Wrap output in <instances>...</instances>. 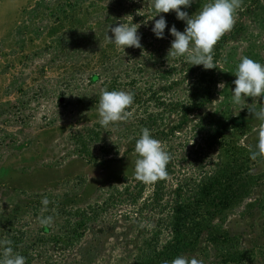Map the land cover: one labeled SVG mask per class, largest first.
Here are the masks:
<instances>
[{"label": "rangeland", "instance_id": "1", "mask_svg": "<svg viewBox=\"0 0 264 264\" xmlns=\"http://www.w3.org/2000/svg\"><path fill=\"white\" fill-rule=\"evenodd\" d=\"M208 2L193 0L182 10L192 15ZM150 13L151 0H0V241L13 247L18 239L31 264H137L156 233L161 250L171 239L167 221L177 186L188 199L201 178L228 162L222 136L245 164L237 179L246 192L212 221L233 240L215 245L205 233L184 256L222 264L223 253L246 252L233 264H264V157L250 158L261 122L248 111L264 98L235 105L231 93L242 57L264 63V0H241L233 28L215 45L213 69L168 56L174 38L167 29L165 39L154 37ZM162 15L169 27L184 30L174 12ZM121 22L139 27L142 48L117 52L108 42L110 26ZM204 70L213 78L211 95L184 116ZM108 88L137 93L140 101L130 107L131 117L105 128L97 110ZM172 104L180 106L173 110ZM242 115L248 120L236 127ZM150 119L155 123L148 125ZM143 128L170 154L161 198L154 193L159 180L146 184L134 174ZM89 129L99 134L97 141L89 139ZM130 182L144 188L136 202L116 191ZM77 211L89 218L79 239ZM48 216L52 222L41 223Z\"/></svg>", "mask_w": 264, "mask_h": 264}, {"label": "clouds", "instance_id": "2", "mask_svg": "<svg viewBox=\"0 0 264 264\" xmlns=\"http://www.w3.org/2000/svg\"><path fill=\"white\" fill-rule=\"evenodd\" d=\"M193 0H151V18L153 21L151 32L156 39H165V29L174 39L167 55L172 58L185 57L192 65H202L204 69L216 68L214 63V48L217 42L235 24L236 10L240 7L241 0H209L195 14L189 15L185 10L191 6ZM175 13L178 21L185 23V28L180 31L173 24L169 27L165 15ZM156 17H159L158 19ZM147 24V23H146ZM139 28V27H138ZM135 24L121 22L110 26L111 43L117 52L125 53L126 48H142L141 34ZM232 82V103L241 105L248 98L256 100L264 98V63L250 57H242L237 65ZM224 83H219L222 89ZM134 103V94L125 90H104L100 94L97 118L99 124L105 128L116 122L124 121L131 117L129 111ZM260 107L248 109L258 121L257 143L255 151H251L250 158L255 160L258 156L264 157V102ZM242 107L241 109H243ZM136 159L134 174L139 181L150 184L167 176V165L170 154L165 151L162 143L154 138L148 128H143L134 146ZM50 201L47 197L41 200V205L46 209ZM52 217H44L41 223L50 224ZM10 240L0 241V264H26V257L16 252ZM171 264H200L196 258L188 259L184 255L174 257Z\"/></svg>", "mask_w": 264, "mask_h": 264}, {"label": "trees", "instance_id": "3", "mask_svg": "<svg viewBox=\"0 0 264 264\" xmlns=\"http://www.w3.org/2000/svg\"><path fill=\"white\" fill-rule=\"evenodd\" d=\"M113 53V51H111ZM111 57L110 53H103V61H109ZM194 72V70H191ZM98 76L92 78L95 81ZM213 83V78L208 74L207 71H203L197 76L196 82L192 86L191 93V105L185 107V115L189 113L193 108H198L203 106L211 95V84ZM108 91L114 90L113 88H108ZM205 99V100H204ZM204 100V101H203ZM139 95L134 94V102H139ZM161 105H164L161 103ZM179 104H172L173 109L178 107ZM180 106V105H179ZM184 108V107H183ZM248 120V119H247ZM244 115L235 119L234 122L239 127L247 122ZM148 125L155 122L151 119ZM179 129V126L174 127L172 130ZM171 130V131H172ZM89 139L91 141H97L99 139V134L94 129L88 130ZM81 136L80 141L84 146L86 141L84 140V134L79 133ZM228 140L221 137L220 148L227 154L228 162L218 165V167L212 172V174H207V176L201 178L196 184L195 190L197 191L195 195L190 198H185L182 190L183 185L179 184L175 190L176 200L174 206L171 210V215L167 221L168 227L171 231V239L163 246L161 250L158 249L159 233L155 234V237L149 242H145L141 249V254L138 258L137 264H171L174 257L178 255H185L187 253L195 252L199 246L201 237L207 233V241L212 244H228L230 237L228 231L223 230L220 227L212 226V221L218 214L232 209L243 197L246 192V184L244 181L240 182L239 174L244 168V165L240 163L237 156V152L234 150L233 144L227 142ZM167 165V176L171 174L169 170L170 167ZM220 167V168H219ZM166 176V177H167ZM166 177L164 178L166 180ZM164 179H161L154 185V193L156 198H161L163 191ZM140 183L136 185L130 182L123 188V191L116 190L120 197L123 199H128L131 202H136L143 193V186L138 187ZM111 199H108V205ZM111 204V202H110ZM75 216L79 218L76 222L75 227H77L75 233L77 238H81L84 234L86 228V222L89 221L85 212H74ZM70 224V223H69ZM78 228L82 229V232H78ZM13 248L16 252L26 257V264H31L32 256L29 254V249L25 247L24 249L18 250V239H13ZM248 257L246 252H237L235 254L225 252L222 255V264H233L241 262V260Z\"/></svg>", "mask_w": 264, "mask_h": 264}]
</instances>
